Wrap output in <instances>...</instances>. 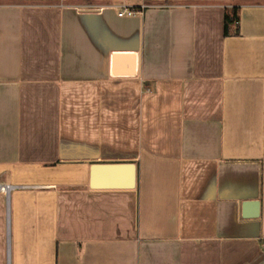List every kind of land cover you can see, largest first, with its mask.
I'll return each instance as SVG.
<instances>
[{"label":"crops","instance_id":"0c3cea01","mask_svg":"<svg viewBox=\"0 0 264 264\" xmlns=\"http://www.w3.org/2000/svg\"><path fill=\"white\" fill-rule=\"evenodd\" d=\"M124 3L0 0V264H264V0Z\"/></svg>","mask_w":264,"mask_h":264},{"label":"water","instance_id":"95a60500","mask_svg":"<svg viewBox=\"0 0 264 264\" xmlns=\"http://www.w3.org/2000/svg\"><path fill=\"white\" fill-rule=\"evenodd\" d=\"M136 184V165L134 162H96L91 166L90 186L92 188H133ZM254 207L252 216H257L259 201L244 203L246 208Z\"/></svg>","mask_w":264,"mask_h":264},{"label":"built area","instance_id":"2783aa9c","mask_svg":"<svg viewBox=\"0 0 264 264\" xmlns=\"http://www.w3.org/2000/svg\"><path fill=\"white\" fill-rule=\"evenodd\" d=\"M125 0H112L114 6L116 8L117 14L119 16H132L137 13H141L142 9H135L132 8L124 3ZM20 186L12 183H8L2 180L0 176V193L5 194L7 196L10 195V193L19 188Z\"/></svg>","mask_w":264,"mask_h":264},{"label":"trees","instance_id":"16d2710c","mask_svg":"<svg viewBox=\"0 0 264 264\" xmlns=\"http://www.w3.org/2000/svg\"><path fill=\"white\" fill-rule=\"evenodd\" d=\"M239 22H240V8L238 6L226 7L225 15H224L225 36L238 34Z\"/></svg>","mask_w":264,"mask_h":264}]
</instances>
